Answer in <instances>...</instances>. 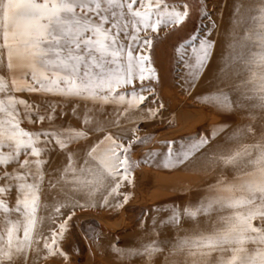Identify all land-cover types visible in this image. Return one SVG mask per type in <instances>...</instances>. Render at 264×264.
I'll list each match as a JSON object with an SVG mask.
<instances>
[{
    "label": "snow or ice",
    "instance_id": "6c2138e0",
    "mask_svg": "<svg viewBox=\"0 0 264 264\" xmlns=\"http://www.w3.org/2000/svg\"><path fill=\"white\" fill-rule=\"evenodd\" d=\"M161 29L185 31L181 88L221 117L179 143L140 134L167 108ZM143 164L190 166L202 194L154 206L115 264H264V0H0V264H72L76 210L121 208Z\"/></svg>",
    "mask_w": 264,
    "mask_h": 264
},
{
    "label": "rangeland",
    "instance_id": "374dc122",
    "mask_svg": "<svg viewBox=\"0 0 264 264\" xmlns=\"http://www.w3.org/2000/svg\"><path fill=\"white\" fill-rule=\"evenodd\" d=\"M224 0H207L211 9L213 4H222ZM227 12H225V18ZM218 23H223L218 16H214ZM200 25L199 19L193 16L188 28ZM223 31V30H221ZM168 33L165 35V33ZM160 35L163 39L157 44L154 53L155 67L160 76L158 85L159 96L167 108L162 116L157 117L154 123L144 122L140 125V134L153 132L152 140L175 138L177 143L188 139L190 132H202L204 128L217 121L219 115L208 103L198 101L196 95L205 90L197 88L186 92L181 88V72L175 71V59L173 49L181 38L185 37V31L169 32L161 29ZM223 40V35L219 37ZM35 99V97H33ZM180 103V105H179ZM91 107V106H90ZM59 112V109H57ZM70 115V108H65ZM175 117V123L171 118ZM109 126L116 119V107L108 106L100 116ZM59 121V117H58ZM73 124L78 121L72 119ZM38 127V125H37ZM115 130V129H114ZM154 146L152 142L143 147ZM141 148L133 152V158L139 157ZM60 165V159L53 154L48 170ZM134 184L128 186L132 193L130 199L121 208H83L76 210V217L73 220L72 234L66 241L67 251L72 257V264H115L110 244L118 241L119 246H126L136 234H139L138 221L147 220L146 213L164 202L183 201L196 198L202 194V178L189 167H180L173 170L160 169L148 164L136 168L134 173ZM47 190V185L45 186ZM164 215V213H161ZM150 223V221H148ZM91 227L101 235L99 246L95 237L87 239L81 229ZM79 248V252L74 249ZM55 264H60L59 259Z\"/></svg>",
    "mask_w": 264,
    "mask_h": 264
},
{
    "label": "bare ground",
    "instance_id": "6f19581e",
    "mask_svg": "<svg viewBox=\"0 0 264 264\" xmlns=\"http://www.w3.org/2000/svg\"><path fill=\"white\" fill-rule=\"evenodd\" d=\"M179 105H180V103H179ZM220 118H221V117L219 116L217 120H219Z\"/></svg>",
    "mask_w": 264,
    "mask_h": 264
}]
</instances>
